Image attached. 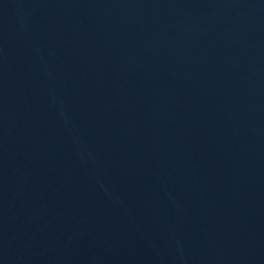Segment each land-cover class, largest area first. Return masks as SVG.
I'll use <instances>...</instances> for the list:
<instances>
[{
    "label": "water",
    "instance_id": "1",
    "mask_svg": "<svg viewBox=\"0 0 264 264\" xmlns=\"http://www.w3.org/2000/svg\"><path fill=\"white\" fill-rule=\"evenodd\" d=\"M0 264H264V0H0Z\"/></svg>",
    "mask_w": 264,
    "mask_h": 264
}]
</instances>
